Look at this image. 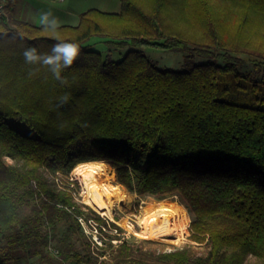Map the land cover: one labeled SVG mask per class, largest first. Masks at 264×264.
Returning <instances> with one entry per match:
<instances>
[{
	"label": "trees",
	"instance_id": "trees-1",
	"mask_svg": "<svg viewBox=\"0 0 264 264\" xmlns=\"http://www.w3.org/2000/svg\"><path fill=\"white\" fill-rule=\"evenodd\" d=\"M16 1L0 21V264H264V0H121L118 13L86 10L58 30L80 46L60 80L25 62L26 48L47 55L57 41L16 19ZM94 38L128 50L116 61L91 47ZM144 47L182 52V67H160ZM244 56L261 78L241 72ZM233 92L258 103L226 100ZM94 160L140 195L181 193L194 216L189 238L204 250L144 247L162 244L118 234L125 230L75 193L70 174ZM80 215L122 241L94 247ZM60 220L68 225L59 238Z\"/></svg>",
	"mask_w": 264,
	"mask_h": 264
},
{
	"label": "rangeland",
	"instance_id": "rangeland-1",
	"mask_svg": "<svg viewBox=\"0 0 264 264\" xmlns=\"http://www.w3.org/2000/svg\"><path fill=\"white\" fill-rule=\"evenodd\" d=\"M38 24H40V22ZM90 44L92 45L91 47L94 50L100 51L103 54L110 53L111 56L113 57V59L116 60V61L120 60L124 56L125 52L128 50V49L116 50V49H113V48L111 49L105 42L101 41L99 38L92 39ZM143 49H144L145 53L150 58H152L155 62H157V64L160 67H170V68H181L182 67V64H183V53L182 52L174 51V50L157 49V48H153V47H144ZM245 59H246V63L243 66L240 67L241 72L244 73V74H250L252 76H256L258 78H261V74H258L255 71L253 62L249 59V57H245ZM197 60L198 61H206L205 59H201V58H198ZM249 92H250V90H249ZM225 99L226 100H237V101H239L241 103H246V102L258 103V101L256 100L255 96L252 95V94L250 95L247 92H244V93L243 92H233V93L229 94ZM20 122H17L15 120L13 121V123L17 127L21 128L23 131L29 132V133L32 132L29 128H27V127L23 126L22 124H20ZM8 161L10 163H14L15 162L12 158H8ZM108 167L115 174L114 182L118 183V181H117V173H116L115 168L110 163H108ZM70 177H71V180L76 182V184L73 185L74 189H75V193L80 198L81 202L84 203V201H83V186H82L81 179H79L78 176L73 175V173L70 174ZM118 184H120V183H118ZM120 185L124 188L125 193L128 194V198H126L123 202L118 203V204L115 205L114 212H113V216H114L115 221L109 219L106 216H103L102 214H100L99 212L96 211L102 217H105V218H107V219H109V220H111L113 222H116L118 225H120L125 230V232L118 233V234H122L123 237L130 238L131 241H135V242H142L144 240H153V241L160 242V244H162V245H152V244L150 245V244L143 243L144 247H153V248L155 247V248H158V249L164 248L165 250H171L173 247H181V246H184L186 244H191V245L195 246L196 248H198L201 251L204 250V245H201V244H199L196 241H192L189 238L190 234H191L189 227H190V223L193 220L194 216H193V213L191 212L186 200L184 199V197L182 196L181 193L177 192V193H174L172 195H169L168 197L162 198L161 196L151 195V194L140 195L137 192L130 191L124 185H122V184H120ZM163 199L174 200V201L180 203L181 205H183L185 207V209L188 212V215L190 217L188 233H187L185 239L182 242H180V243H174V242H172V241H170V240H168L166 238L154 239V238H146V237L142 236L141 227H140V224L138 222V217L141 215L144 207L148 206L152 202L163 200ZM89 207H91V206H89ZM124 223L129 224L132 227V230L134 232H137V233L129 232L123 226ZM67 225H68L67 222L64 221V220H60L58 222L57 236L59 238L64 236L65 231L67 229ZM116 232H117L116 230H113V233H116ZM114 240H116V241H114ZM113 241L115 242L114 244H117V243H119L122 240L113 239ZM53 244L55 246H57V247H60V242H59L58 239L54 240ZM75 244L78 247H81L82 239L76 240ZM108 244H109V242H108ZM33 264H41V263H40L39 260H35L33 262ZM71 264H76V263L75 262H71ZM80 264H83V263H80ZM247 264H260V262L255 257H249Z\"/></svg>",
	"mask_w": 264,
	"mask_h": 264
},
{
	"label": "bare ground",
	"instance_id": "bare-ground-1",
	"mask_svg": "<svg viewBox=\"0 0 264 264\" xmlns=\"http://www.w3.org/2000/svg\"><path fill=\"white\" fill-rule=\"evenodd\" d=\"M72 173L82 181L84 203L115 221L114 207L128 198V194L120 184L114 182L115 174L108 163L105 160L81 162ZM138 222L142 236L166 238L180 243L188 233L190 217L183 205L174 200L163 199L144 207ZM123 226L129 232L137 233L129 224L124 223Z\"/></svg>",
	"mask_w": 264,
	"mask_h": 264
},
{
	"label": "crops",
	"instance_id": "crops-1",
	"mask_svg": "<svg viewBox=\"0 0 264 264\" xmlns=\"http://www.w3.org/2000/svg\"><path fill=\"white\" fill-rule=\"evenodd\" d=\"M15 18L26 20L36 25L40 15L50 12L61 25H77L80 15L89 9L103 12L118 13L121 10V0H17ZM38 22V23H37ZM38 257L21 259L14 264H33Z\"/></svg>",
	"mask_w": 264,
	"mask_h": 264
},
{
	"label": "clouds",
	"instance_id": "clouds-1",
	"mask_svg": "<svg viewBox=\"0 0 264 264\" xmlns=\"http://www.w3.org/2000/svg\"><path fill=\"white\" fill-rule=\"evenodd\" d=\"M43 30L50 34L57 42L51 49V54L41 55L35 47H28L24 50L23 56L28 64L41 63L48 67L56 79H61V70L70 67L80 52V46L74 42H64L58 35L60 22L52 17L50 12H44L39 18Z\"/></svg>",
	"mask_w": 264,
	"mask_h": 264
},
{
	"label": "built area",
	"instance_id": "built-area-1",
	"mask_svg": "<svg viewBox=\"0 0 264 264\" xmlns=\"http://www.w3.org/2000/svg\"><path fill=\"white\" fill-rule=\"evenodd\" d=\"M6 1L7 0H0V21H2L6 15V8H5ZM78 220L83 232L92 242L94 247L96 248L106 247L109 241L115 243L114 241L116 240L113 241L106 235V233L109 232L108 228L104 226V224L98 221L96 218L80 215L78 216ZM49 249L54 255H57L59 253V250L52 245L49 246ZM100 257L104 258L105 256H100Z\"/></svg>",
	"mask_w": 264,
	"mask_h": 264
}]
</instances>
